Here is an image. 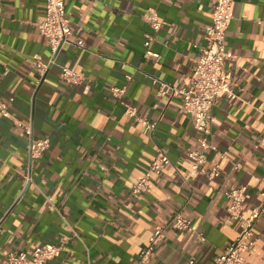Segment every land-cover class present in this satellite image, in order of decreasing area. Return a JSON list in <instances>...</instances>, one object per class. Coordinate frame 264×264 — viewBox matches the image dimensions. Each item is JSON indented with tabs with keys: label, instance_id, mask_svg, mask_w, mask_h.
I'll return each instance as SVG.
<instances>
[{
	"label": "crops",
	"instance_id": "obj_1",
	"mask_svg": "<svg viewBox=\"0 0 264 264\" xmlns=\"http://www.w3.org/2000/svg\"><path fill=\"white\" fill-rule=\"evenodd\" d=\"M215 2L65 0L79 30L73 41L84 47L66 43L54 55L38 29L46 0H0V97H14L10 116L0 117V257L52 243L61 251L46 264H210L234 241L240 225L226 192L246 187L247 210L264 192V0H234L225 69L239 98L216 100L215 150L194 175L187 153L202 135L177 89L187 87L206 45ZM149 10L160 18L157 30ZM64 67L82 81L62 78ZM114 88L126 91L117 96ZM32 137L51 142L30 162ZM159 149L169 164L152 176L150 191L133 193ZM177 213L192 219L193 231L170 225ZM158 228L163 236L142 260ZM245 255L264 264V214Z\"/></svg>",
	"mask_w": 264,
	"mask_h": 264
},
{
	"label": "built area",
	"instance_id": "obj_2",
	"mask_svg": "<svg viewBox=\"0 0 264 264\" xmlns=\"http://www.w3.org/2000/svg\"><path fill=\"white\" fill-rule=\"evenodd\" d=\"M234 0H216L212 9V21L206 30V45L195 61V66L187 87L177 89L183 98V108L193 120L194 127L201 133L200 148L187 153L191 160L194 175L204 172V165L208 159V152L215 150V146L209 141L212 125V109L221 93H226L228 97L239 98L232 87L230 74L225 69L227 61L233 57V52L227 45L228 30L233 19ZM144 16L151 22L154 29H159L161 21L157 13L153 10L146 11ZM39 32L46 36L52 50V54H57L66 43H75L79 47H84V41L77 39L73 41L75 34L79 30L71 28L67 17L65 0H46V17L38 24ZM153 40L152 35H148L145 41L146 46H150ZM148 55L158 57L157 53L147 50ZM37 67L45 71L42 63L37 62ZM62 78L70 83L77 84L83 79V74L76 72L69 67L62 69ZM125 88H114L117 96L125 93ZM14 97L2 99L0 97V117L10 116L11 105ZM126 112L131 116L136 115L134 108L128 107ZM144 125L154 129L156 124L147 120H141ZM50 138L30 139L28 144V156L30 162L39 158L50 146ZM170 162L167 154L159 149L157 155L149 165L145 174L132 185V192L140 194L151 189V179L153 175H160L165 166ZM217 175L213 171L210 176ZM26 182H32V174H26ZM230 202L227 207L230 217L239 222L240 231L234 241L226 247L222 254L215 256L210 264H248L245 253L254 245V225L257 219L264 214V192H262V202L247 210L245 207L246 187H239L226 192ZM170 225L178 230L191 232L194 230L191 218L177 213ZM1 223H0V231ZM163 228L154 231L153 238L148 248L141 253V259L145 260L154 250L155 245L162 238ZM197 237L204 241L205 234L197 232ZM61 246L45 243L38 245L31 250L10 252L4 257H0V264H46L47 260L58 255ZM187 264H194L191 258Z\"/></svg>",
	"mask_w": 264,
	"mask_h": 264
}]
</instances>
